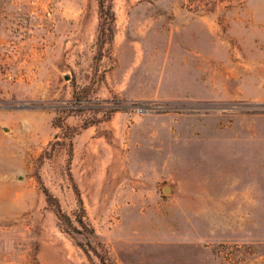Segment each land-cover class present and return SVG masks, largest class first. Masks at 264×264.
Instances as JSON below:
<instances>
[{
    "label": "rangeland",
    "instance_id": "obj_1",
    "mask_svg": "<svg viewBox=\"0 0 264 264\" xmlns=\"http://www.w3.org/2000/svg\"><path fill=\"white\" fill-rule=\"evenodd\" d=\"M94 251L264 264V0H0V264Z\"/></svg>",
    "mask_w": 264,
    "mask_h": 264
},
{
    "label": "crops",
    "instance_id": "obj_2",
    "mask_svg": "<svg viewBox=\"0 0 264 264\" xmlns=\"http://www.w3.org/2000/svg\"><path fill=\"white\" fill-rule=\"evenodd\" d=\"M198 19L192 16H187L184 20L183 28L189 32L192 29L196 31ZM200 31H202V24L198 25ZM175 35L170 36L166 41L162 43H156L152 46L153 50L147 51L150 54L157 56V55H164L168 58V62L171 63H178V64H186L188 60L192 62L196 60L197 57L200 56V52L198 50L199 42L197 36L191 37L190 39L183 40L180 36ZM122 47L128 49L132 56L142 57L146 54V51L142 49L140 44L135 41H128L122 43ZM139 50V52H138ZM119 84L116 87H119L120 92L123 94L124 98L129 100L133 97L132 91H130V87L132 86L131 79L123 82H118ZM177 90V89H176ZM170 97L178 96V91H172L171 94H168ZM9 134V133H8ZM3 151V150H2Z\"/></svg>",
    "mask_w": 264,
    "mask_h": 264
},
{
    "label": "trees",
    "instance_id": "obj_3",
    "mask_svg": "<svg viewBox=\"0 0 264 264\" xmlns=\"http://www.w3.org/2000/svg\"><path fill=\"white\" fill-rule=\"evenodd\" d=\"M52 125H53V126H58V127H60V128H63L61 125H56V124H54V123H52ZM75 132H76V131L73 130V131H72V135H74ZM72 135H71V136H72ZM46 196H47V202H49L50 196H49L48 194H46ZM78 201H79V203H80V205H81V201H80L79 198H78ZM57 214H58V218L63 217V214L61 213L60 208H59L58 205H57ZM66 219L69 220L68 218H66ZM79 223L82 224L83 226L85 225L82 221H79ZM90 231L92 232L91 229H90ZM99 246H100V245H99ZM94 253H95L96 256L98 257L100 263H101V264H105V259H104L103 255H102L101 253H100V254L97 253L96 251H94Z\"/></svg>",
    "mask_w": 264,
    "mask_h": 264
},
{
    "label": "water",
    "instance_id": "obj_4",
    "mask_svg": "<svg viewBox=\"0 0 264 264\" xmlns=\"http://www.w3.org/2000/svg\"><path fill=\"white\" fill-rule=\"evenodd\" d=\"M164 189H165V191H168V190H169V188H168V187H165Z\"/></svg>",
    "mask_w": 264,
    "mask_h": 264
}]
</instances>
